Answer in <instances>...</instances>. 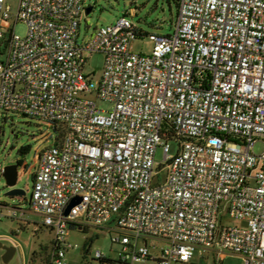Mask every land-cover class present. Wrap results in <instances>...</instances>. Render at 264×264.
I'll return each mask as SVG.
<instances>
[{
    "label": "built area",
    "instance_id": "2783aa9c",
    "mask_svg": "<svg viewBox=\"0 0 264 264\" xmlns=\"http://www.w3.org/2000/svg\"><path fill=\"white\" fill-rule=\"evenodd\" d=\"M8 1L0 112L64 131L39 152L28 199L52 233L47 264H67L70 228L107 225L115 256L95 251L91 264H188L196 250L264 264V0H177L173 33L151 34L146 56L131 51L138 29L125 16L80 39L84 0ZM94 53L96 81L84 73Z\"/></svg>",
    "mask_w": 264,
    "mask_h": 264
},
{
    "label": "rangeland",
    "instance_id": "374dc122",
    "mask_svg": "<svg viewBox=\"0 0 264 264\" xmlns=\"http://www.w3.org/2000/svg\"><path fill=\"white\" fill-rule=\"evenodd\" d=\"M12 11L17 8L16 0H9ZM84 7H90L91 12L81 18L79 22V38H89L98 27L107 26L116 22L122 16L140 31L147 35L138 36L131 42V51L138 55H150L153 47V35H171L174 31L177 18V8L173 0H84ZM14 33L19 37L25 34V26L18 22L14 25ZM103 55L92 54L85 62L84 73L93 81L99 79L103 68ZM94 98L95 95L86 96ZM98 107L109 110L111 105L96 100ZM57 134L52 127L45 122L17 114L0 112V164L4 167L22 160L18 169L16 189L23 190L24 196L7 197L9 190L0 176V245L7 248L14 247L15 253L7 263H3L2 256L6 250L0 247V264H45L48 251L51 247L52 233L42 225V217L29 210L28 199L32 190L33 174L39 152L55 142ZM28 146L27 154L21 155L20 148ZM171 153L175 152L171 142ZM262 144L258 142L253 148V153L259 155L262 152ZM155 163L163 162V153L157 148L154 157ZM157 167V166H156ZM155 171H158L157 169ZM19 208L24 216L14 219L11 215L12 207ZM226 225L246 226L243 221L227 220ZM107 225L103 229L88 226L85 230L70 228L66 241L76 245L69 250L66 259L67 264H91L92 255L100 251L107 257L113 258L112 252L116 249L110 241ZM152 255L158 256L163 243L158 240H147ZM152 246L155 249H152ZM198 250L190 264H214L211 259H200ZM34 259L31 261L32 255ZM206 255L205 257H207ZM222 264H242V259L236 255H226ZM135 264H158L157 261L147 260ZM179 264V263H178Z\"/></svg>",
    "mask_w": 264,
    "mask_h": 264
},
{
    "label": "water",
    "instance_id": "95a60500",
    "mask_svg": "<svg viewBox=\"0 0 264 264\" xmlns=\"http://www.w3.org/2000/svg\"><path fill=\"white\" fill-rule=\"evenodd\" d=\"M90 12H91L90 7L85 8V15H88ZM18 169L19 167L17 163L9 164L3 167V173L1 177L4 180L5 186L9 188V190L5 193V196L7 197H21L25 195V192L23 190L15 188L18 179ZM79 202H80L79 197L72 199L69 205L67 206L64 214L68 215L70 209L73 206L77 205ZM0 247L6 250L5 254L2 256V261L3 263H7L13 256L14 248L13 247L7 248L2 245H0Z\"/></svg>",
    "mask_w": 264,
    "mask_h": 264
},
{
    "label": "trees",
    "instance_id": "16d2710c",
    "mask_svg": "<svg viewBox=\"0 0 264 264\" xmlns=\"http://www.w3.org/2000/svg\"><path fill=\"white\" fill-rule=\"evenodd\" d=\"M173 1H174V4H175L176 8H177V0H173ZM143 35H147V34L142 32V31H140V30H138V36H143ZM53 130L57 134L56 139H60L62 137L63 133H64L63 129L62 128L53 127ZM29 150H30V148L28 146L22 147V148H20L19 153L21 155H24V154H27L29 152ZM17 165H18V167H21L22 160L17 161ZM83 230H85V229H83ZM34 255H35V253L32 255L31 261L34 259V257H35ZM47 263H48V258L46 257L45 264H47Z\"/></svg>",
    "mask_w": 264,
    "mask_h": 264
},
{
    "label": "crops",
    "instance_id": "0c3cea01",
    "mask_svg": "<svg viewBox=\"0 0 264 264\" xmlns=\"http://www.w3.org/2000/svg\"><path fill=\"white\" fill-rule=\"evenodd\" d=\"M0 206H2V205H0ZM14 248V247H13ZM14 253H15V248H14ZM13 253V254H14ZM198 253V255H199V257H200V259H211L212 260V262L214 261V258H213V256L211 255V254H201L200 252H197ZM194 254H195V252H194ZM194 254H193V257H194ZM206 255H208L207 257H205ZM192 257V258H193ZM192 260V259H191ZM191 260H190V262H191ZM190 262L188 263V264H190ZM223 262V261H222ZM214 264H215V262H214ZM222 264V263H221Z\"/></svg>",
    "mask_w": 264,
    "mask_h": 264
}]
</instances>
